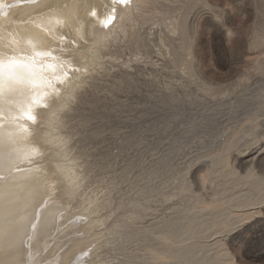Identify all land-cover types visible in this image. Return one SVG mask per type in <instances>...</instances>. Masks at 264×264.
I'll list each match as a JSON object with an SVG mask.
<instances>
[{
    "label": "rangeland",
    "instance_id": "374dc122",
    "mask_svg": "<svg viewBox=\"0 0 264 264\" xmlns=\"http://www.w3.org/2000/svg\"><path fill=\"white\" fill-rule=\"evenodd\" d=\"M56 1L46 3L63 1L65 8L72 0ZM131 2L116 0V10L123 14ZM40 4L42 17L31 27L48 47L51 35L42 30L57 28L58 16L48 15L39 26L47 11ZM99 10L89 11L82 28L87 36L102 35L114 24L115 17L107 27L103 23L114 9ZM146 10L135 22L173 25L161 51L166 60L157 59L152 68L151 53L150 64L134 74L138 80L104 76L111 69L106 63L71 96L54 127L68 138L67 157L82 177L65 199L72 221L58 227L68 226L75 238L65 245L72 235L59 232L62 243L54 250L68 254L60 260L65 263L81 254L76 263L264 264V0H159ZM131 42L124 58L136 53ZM119 56L105 53L102 59ZM158 84L175 88L174 101L166 117L152 120L149 103ZM90 194L98 199L86 216ZM34 209L26 212L37 215ZM5 210L0 208L1 219ZM75 218L82 223L76 234L70 228ZM3 234L15 235L10 228ZM49 251L23 258L33 264ZM9 253L5 247L0 262Z\"/></svg>",
    "mask_w": 264,
    "mask_h": 264
},
{
    "label": "bare ground",
    "instance_id": "6f19581e",
    "mask_svg": "<svg viewBox=\"0 0 264 264\" xmlns=\"http://www.w3.org/2000/svg\"><path fill=\"white\" fill-rule=\"evenodd\" d=\"M49 1L0 0V145H3L0 146V208L5 210L3 202H7L8 205L4 212L6 217L1 219L0 215V230L10 228L11 234H15L13 237L0 235L3 243L0 254L5 247L6 251L10 252L0 264H28L29 261L23 258L24 254L27 257L31 254L32 257L47 250H50L48 254L41 261H33V264L87 262L80 260V263H76L81 258L80 254L73 258L74 262L65 263L60 260H64L68 254L56 253L54 250L62 243L61 238H57L58 233L65 231L64 235L70 232L68 226L63 229L58 227L65 224L74 214L67 212L66 203L70 200L65 199L79 189V183L82 181L73 158L67 157L68 138L56 131L54 133V127L56 128V124L66 115L70 98L81 89L82 83L88 82L89 77L96 78L99 68H105L108 64L111 69L104 75L108 78L125 77L138 80L134 74L150 64L151 53L156 57L155 61L151 62L154 65L152 68L160 64L156 63L157 59L166 60L161 51L167 33L174 32L173 25L165 24V28L161 27L162 20L152 21L148 27L143 26L145 23L135 22L137 15L146 13L150 3L159 0H132L123 14L116 10V0H78L80 5L72 0L65 8L61 7L63 1L56 6L46 3ZM19 2L22 5H19ZM38 4L46 5V9L43 10H47L39 26L42 24L44 26L48 15L58 16L57 28L46 25L42 30L51 35L48 47L42 38L34 34L35 31L31 27V22H36L42 17L39 15ZM96 9L101 12L114 9V15H110L109 11L110 14L103 23H107L113 17L115 21L113 20L114 24L110 30H106L108 32L100 31L102 35L87 36V31L85 30L84 34L82 28L84 23L89 21L86 20L89 18V11L93 12ZM50 11L52 12L49 13ZM35 12L38 14L36 18L33 17ZM46 33L41 32V35L47 36ZM130 42L137 45L134 47L136 53L133 57L124 58ZM30 45L33 48H30ZM105 53L116 56L120 54L119 57L122 59L110 57L104 60L102 57ZM78 70H85L86 75H76ZM168 85L158 84L154 89L149 103L153 110L152 120L166 117L168 105L174 101L172 97L175 88ZM130 88L135 89L134 85ZM103 97L105 98V95ZM177 98L181 97L178 95ZM39 104L42 107H38ZM109 110L112 111L111 108ZM101 114L103 118L107 117V113ZM102 121L104 120L100 119L97 123ZM60 156L63 158L58 160L57 157ZM25 180L27 183L23 182ZM53 191L56 193H52ZM57 194L62 195L64 200L63 197L62 201L61 198L54 197ZM86 197L84 209L87 213L84 215L87 216L98 198L93 194ZM35 207L37 215L31 210L26 212L27 209ZM78 218L70 225V228L74 226L75 234L81 229L82 224H78ZM59 219L60 222L55 227V222ZM26 220L35 221L32 223L34 229L29 238H25L30 225L29 222H25ZM72 233L70 232L67 237ZM73 238L75 235H72V240L65 241V245L71 243ZM16 244L19 249L15 251L14 259L13 251L17 249ZM21 259L23 261H18Z\"/></svg>",
    "mask_w": 264,
    "mask_h": 264
},
{
    "label": "snow or ice",
    "instance_id": "6c2138e0",
    "mask_svg": "<svg viewBox=\"0 0 264 264\" xmlns=\"http://www.w3.org/2000/svg\"><path fill=\"white\" fill-rule=\"evenodd\" d=\"M118 3L123 4V3H125V0H118ZM111 22H112V21L109 20V21L105 24V27H107V25L110 24Z\"/></svg>",
    "mask_w": 264,
    "mask_h": 264
}]
</instances>
